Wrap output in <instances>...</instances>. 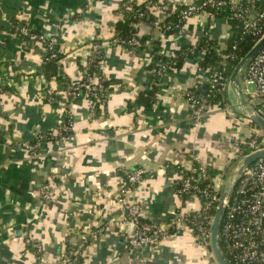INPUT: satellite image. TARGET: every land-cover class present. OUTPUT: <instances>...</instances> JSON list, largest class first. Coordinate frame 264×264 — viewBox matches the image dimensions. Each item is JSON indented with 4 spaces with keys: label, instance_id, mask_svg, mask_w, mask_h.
<instances>
[{
    "label": "crops",
    "instance_id": "1",
    "mask_svg": "<svg viewBox=\"0 0 264 264\" xmlns=\"http://www.w3.org/2000/svg\"><path fill=\"white\" fill-rule=\"evenodd\" d=\"M121 1L0 0V264H35L36 251L25 243L26 236L41 243L48 264H59L66 238L71 245L88 239L80 264H218L209 243L185 229L155 246L130 248L129 226L114 222L119 209L113 192L128 168L150 171L128 199L140 203L142 220L161 223L182 203L173 187L176 165L212 166L220 190L235 153L233 142L256 125L235 122L240 112L232 87L229 109L212 108L194 125L184 93L205 82L199 53L188 55L180 67L167 68L164 60L153 59L149 44L139 50L116 44L103 55V78L111 82L100 111L90 112L83 93L71 99L68 109L64 84L45 78L37 51L29 50L34 47L14 30L24 23L53 37L63 55L58 62L63 74L77 80L88 61V43L114 36ZM136 27L138 36L159 39L167 57L195 46L204 33L224 46L230 32L225 18L205 14L188 18L181 33L165 34L145 20ZM244 81L250 106L252 91ZM46 85L55 99L42 90ZM138 93L151 100H136ZM68 111L71 125L62 133ZM45 133L51 135L39 140ZM37 141L35 154L22 143ZM45 185L47 202L41 193ZM185 204L189 207L192 200Z\"/></svg>",
    "mask_w": 264,
    "mask_h": 264
},
{
    "label": "built area",
    "instance_id": "2",
    "mask_svg": "<svg viewBox=\"0 0 264 264\" xmlns=\"http://www.w3.org/2000/svg\"><path fill=\"white\" fill-rule=\"evenodd\" d=\"M177 4L184 5L179 11L178 22L173 25L165 23V16L174 10ZM146 7L156 15L153 25L160 31L175 27V33H181L184 22L188 18L201 14L207 15L209 18L217 17L216 13L219 9L225 8L227 13L223 18L236 20L235 35L239 36V39H243L247 34L251 35L253 45L264 34V0H147ZM137 15L140 18L142 12L138 11ZM14 30L28 46L38 45L41 48L37 53L42 63L55 58L57 53L61 52L53 37L46 36L42 32L38 33L27 24H16ZM204 35L209 36L208 33H204ZM116 44H122L125 49H136L142 45V42L135 36L128 39L113 36L105 42L92 41L88 43L86 46L88 61L82 67L81 74L83 75L92 60H96L102 70L105 49ZM194 47L189 48V52L192 54L195 53ZM31 49L34 50V48L29 50ZM216 52L221 57L219 64L210 70H201L200 67L199 70L202 72V76L207 78L206 91L209 88V90L220 92L222 94V108L228 110L227 86L229 75L226 73L227 66L230 65L233 68L243 54L238 52L237 40L231 43L227 51L220 52V48H218ZM162 70L164 67L161 68L160 66L158 71L161 72ZM62 77L63 96L68 109L71 99L82 93L89 100V109L92 114L96 105L102 106L104 104L108 94V86H104L101 81L103 75L93 74L85 79H82L80 75L77 80H71L64 75ZM243 79L253 82L254 91L249 94V103L251 108L264 118V45L245 68ZM199 83L200 81L193 86V90L187 89L184 93L190 105V115L194 125L202 120L205 111L210 109L211 105L206 96V91L201 94L200 90V93L195 96L194 90L197 89ZM42 90L47 92L49 99L56 98V93L50 91L47 85L42 86ZM66 117L59 127V131L62 133H67L71 125L69 111ZM242 121L250 122L241 115L236 116V123ZM50 135L51 133L39 135V140L48 138ZM38 141L34 144L22 143L30 149L31 153L35 154ZM233 145L235 153L232 160L262 149L264 148V131L255 125L250 134L237 138ZM195 163L189 168L180 166L175 169L177 177L173 180V187L182 203L170 217L161 223H154L149 220L140 221L142 209L140 203L128 199V193L143 180L145 174L149 172L147 176H151L150 171L142 168L125 170L121 185L113 192L114 201L119 209L114 222L129 226L127 242L130 248L140 249L145 245L155 246L166 235L174 233L178 229L188 230L194 239L205 244L209 243L210 226L219 198V188L214 184L213 179L211 183L206 185L200 184V181L207 179L209 175L206 165ZM47 187L48 185H45L41 191L46 202L50 199ZM188 198L192 200L189 207L185 204ZM216 239L220 252L228 262L232 264H264V155L246 165L238 177L220 219ZM24 241L36 251L35 264H48L41 254V243L36 238L26 236ZM76 251L75 247L70 248L60 258L59 264H74L77 259Z\"/></svg>",
    "mask_w": 264,
    "mask_h": 264
},
{
    "label": "trees",
    "instance_id": "3",
    "mask_svg": "<svg viewBox=\"0 0 264 264\" xmlns=\"http://www.w3.org/2000/svg\"><path fill=\"white\" fill-rule=\"evenodd\" d=\"M146 1L144 0L140 3L135 2L134 0H122L120 3L119 7V12L121 13L120 18L115 21L113 30H114V36H118L121 39H128L132 36L137 37L141 42L142 45L136 47V50L141 49L144 47L146 44L151 46L152 52H153V59L155 60H164L166 62L167 68L170 66H175V67H180L184 61V58H186L188 55L192 54L189 52V48L191 46H185L183 49H178L173 56L167 57L163 55L161 52V41L159 39H152L149 35H143V36H138L137 35V27L136 24L139 21L145 20L150 22L153 25V21L156 18V15L152 13L147 7H146ZM155 1V0H153ZM184 7L183 4H177L176 8L165 16L164 22L165 23H171L172 25L176 22H178L179 18V11ZM212 10V9H210ZM138 11L142 12V16L138 18ZM227 13V9H219V11L216 13L217 17H224ZM163 22V23H164ZM227 23L229 25V35L225 40V45L220 46L217 44L213 39L209 38L207 35H203L198 39L197 44L194 47L195 53H199V58L197 59V65L198 67L201 68V70H206L210 68H213L219 64V61L221 57L219 54L216 52V49L220 48V52H225L230 48L231 43L234 40L238 41V52L240 54H244V52L250 48L253 42V37L251 35H245L243 39H239V36L235 35V31L237 27L236 25V20L234 19H227ZM154 26V25H153ZM34 31L41 33L39 29L32 28ZM165 34H172L176 32V28L172 27L170 29H165L162 31ZM122 46V44H121ZM188 47V48H187ZM40 51L41 48L38 45H34V51ZM46 54V52H45ZM62 52H58L57 56L52 59H48L42 63V69H43V74L45 78L48 80L51 77H55L56 80L62 82L63 80V72L58 64L59 60L62 58ZM227 75L230 74L232 67L230 65L227 66ZM83 68L80 67V70ZM103 75L102 70L99 67V64L97 63L96 60H92L86 71L81 74V78L85 79L89 75ZM64 77H66L64 75ZM102 83L104 86H109L111 80H105L102 78ZM203 81L201 80L200 83L198 84L197 89L194 90L195 96L200 93V90L202 88ZM189 90H193V86L188 88ZM187 90V89H186ZM206 96L210 102V109L206 110V112L210 111L212 108H221L222 107V94L218 91L215 90H209L207 88L206 91ZM136 100H143L145 102H149L151 100L150 95H144L142 93H138ZM102 107L100 105H96L94 108V114H97ZM67 117H64L63 120H65ZM254 124V123H252ZM2 133V132H1ZM194 164H196L194 162ZM180 166L176 165L175 168H179ZM207 167V172L209 177L207 179L201 180L200 184L206 185L207 183H211L212 179L216 174L218 173V170L213 168L210 165H206ZM170 217V216H169ZM166 220V219H165ZM140 221H146L142 220L140 218ZM88 239H80L77 240L74 244H70L68 238H66V243L65 247L62 250V253L60 254V258H62L63 254L66 253L70 248H74L77 250V259L75 260L74 264H80L82 261V247L86 244Z\"/></svg>",
    "mask_w": 264,
    "mask_h": 264
},
{
    "label": "water",
    "instance_id": "4",
    "mask_svg": "<svg viewBox=\"0 0 264 264\" xmlns=\"http://www.w3.org/2000/svg\"><path fill=\"white\" fill-rule=\"evenodd\" d=\"M264 45V34L241 56V58L233 66L229 82L235 95V107L240 112V114L247 118L250 122L256 124L264 131V118L256 113L245 101L243 90H242V80L245 68L248 66L251 59L256 55V53ZM207 87V78L202 84L201 94H204ZM264 155V148L252 151L236 160L230 165L226 173L224 174V180L219 190V198L214 210L212 223L210 226V236L209 245L213 253L214 259L218 264H232L228 262L220 252L217 245V233L220 223V219L224 212L225 206L228 203L232 191L234 189L235 183L238 177L243 172L246 165L250 164L256 158Z\"/></svg>",
    "mask_w": 264,
    "mask_h": 264
},
{
    "label": "rangeland",
    "instance_id": "5",
    "mask_svg": "<svg viewBox=\"0 0 264 264\" xmlns=\"http://www.w3.org/2000/svg\"><path fill=\"white\" fill-rule=\"evenodd\" d=\"M244 84H245V86L247 87V89L249 90V91H254V84H253V82L251 81V80H245L244 81ZM229 87L231 88V85H230V82L228 83V86H227V90L229 89ZM231 90H232V88H231ZM233 92V91H232ZM233 96V98H234V102H235V95H232ZM223 107V106H222ZM221 107V108H222ZM239 115H241L240 113H239ZM233 161L234 160H232V162L231 163H233ZM227 170V169H226Z\"/></svg>",
    "mask_w": 264,
    "mask_h": 264
}]
</instances>
